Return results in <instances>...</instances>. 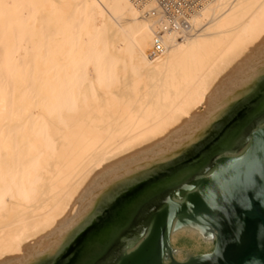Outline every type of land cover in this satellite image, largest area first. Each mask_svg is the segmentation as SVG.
<instances>
[{
	"label": "bare ground",
	"instance_id": "bare-ground-1",
	"mask_svg": "<svg viewBox=\"0 0 264 264\" xmlns=\"http://www.w3.org/2000/svg\"><path fill=\"white\" fill-rule=\"evenodd\" d=\"M263 73L264 0H0V264L55 255Z\"/></svg>",
	"mask_w": 264,
	"mask_h": 264
},
{
	"label": "water",
	"instance_id": "water-1",
	"mask_svg": "<svg viewBox=\"0 0 264 264\" xmlns=\"http://www.w3.org/2000/svg\"><path fill=\"white\" fill-rule=\"evenodd\" d=\"M51 264H264V78L203 143L107 187Z\"/></svg>",
	"mask_w": 264,
	"mask_h": 264
},
{
	"label": "rangeland",
	"instance_id": "rangeland-1",
	"mask_svg": "<svg viewBox=\"0 0 264 264\" xmlns=\"http://www.w3.org/2000/svg\"><path fill=\"white\" fill-rule=\"evenodd\" d=\"M264 78V73L263 74H261L260 76H258L250 85L251 86H249L248 85V87H246L245 89L246 90H244L242 93H241V95H240V97L238 98H236V100H233V101H231L232 102V105H230V103L228 104V106L226 105L225 107H223L220 111H219V113L217 114V116L213 119V120H215V121H211V122H209L208 123V127L206 126L202 131L203 132H200L199 134H198V136H197V138L195 139V141L196 142H191V144L189 145V144H187V145H185V146H183L182 148H180V150L178 151V155L177 154H175L173 157L175 158V157H178V156H180V154L182 155V154H185V153H187V152H189V151H191L192 149H194L195 147H197L198 145H200L201 143H203L211 134H212V132L221 124V122L228 116V114L236 107V105L241 101V100H243L254 88H256L257 86H258V84L261 82V80ZM242 94H244V95H242ZM244 96V97H243ZM242 97V98H241ZM237 101V102H236ZM228 107H230V108H228ZM227 108H228V110H227ZM224 111H226V112H224ZM221 114H222V116H221ZM214 123V124H213ZM207 130V131H206ZM209 131V132H208ZM204 134V135H203ZM204 136V137H203ZM202 137V138H201ZM197 140H199V141H197ZM195 144V145H194ZM190 147V148H189ZM185 148H187V149H185ZM188 148H189V150H188ZM173 157L172 158H170V159H173ZM170 159H168V160H170ZM168 160H166V161H168ZM163 162H165V161H163ZM160 163H162V162H158L157 164H160ZM156 165V164H155ZM153 166H154V164H153ZM150 167H152V166H150ZM146 169H148V168H146ZM143 170H145V169H143ZM143 170H140L139 172H141V171H143ZM186 242V243H185ZM175 248L176 249H187V250H190L191 248H192V243H190V242H187V241H183L182 242V240H179L178 242H176L175 243ZM60 251H58L55 255H47V256H45L44 258H43V260H41L42 261V264H51L52 262H53V260L56 258V256L58 255V253H59Z\"/></svg>",
	"mask_w": 264,
	"mask_h": 264
},
{
	"label": "flooded vegetation",
	"instance_id": "flooded-vegetation-1",
	"mask_svg": "<svg viewBox=\"0 0 264 264\" xmlns=\"http://www.w3.org/2000/svg\"><path fill=\"white\" fill-rule=\"evenodd\" d=\"M107 259H110V256H108V257L104 260V262H107V261H106Z\"/></svg>",
	"mask_w": 264,
	"mask_h": 264
}]
</instances>
